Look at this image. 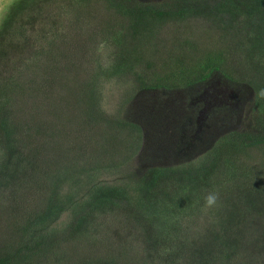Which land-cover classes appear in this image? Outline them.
I'll return each instance as SVG.
<instances>
[{"label": "trees", "instance_id": "1", "mask_svg": "<svg viewBox=\"0 0 264 264\" xmlns=\"http://www.w3.org/2000/svg\"><path fill=\"white\" fill-rule=\"evenodd\" d=\"M60 1L67 0H17L0 26V264H264V223L247 216L255 207L264 211V183L246 189L237 178L245 167L227 158L231 150L264 144V73L246 75L239 67L254 54L250 41L238 53L217 50L244 77L237 81L252 86L250 124L189 162L134 169L140 145H132L141 141V128L104 110L99 85L115 78L133 82L134 92L150 88L138 69L154 67L147 46L164 25L202 19L228 31L251 30L264 25V0H106L128 19L109 62L74 52L88 49L77 35L63 40L71 55L55 67L41 55V40L48 39L41 21L44 8ZM257 55L264 67V54ZM207 62L193 69L190 84L218 71L236 80ZM224 186L227 194L237 187L245 203L228 197L207 207L205 196ZM32 192L39 193L35 204H18L32 201ZM65 212L69 219L57 228Z\"/></svg>", "mask_w": 264, "mask_h": 264}, {"label": "rangeland", "instance_id": "2", "mask_svg": "<svg viewBox=\"0 0 264 264\" xmlns=\"http://www.w3.org/2000/svg\"><path fill=\"white\" fill-rule=\"evenodd\" d=\"M16 1L0 0V26L7 10ZM47 10V18L41 21V25L46 27L48 39L41 40V55L49 62H54L55 67L63 66L66 58L71 55L70 50L63 46V40L72 43L74 39H78L77 35L86 41L88 49L83 51L80 47L74 52L86 53L89 58L93 57V60L99 59V63L109 62L115 42L128 24V19L110 9L106 0L60 1L44 8V11ZM92 35H95L94 41L88 40ZM13 40L18 43L17 38ZM249 41L255 56L264 54L263 24L256 22L251 30L250 25H245L228 31L202 19L169 22L158 30L147 46V58L152 59L154 67L142 63L138 69L145 85H150V88L134 92L133 82L115 78L100 79L104 110L141 128V141L132 145L138 142L140 145L132 162L134 169L143 171L152 164L174 165L195 160L207 152L226 132L242 129L250 124V103L254 94L252 86L249 82L237 81L244 80V77L217 56L220 47L231 48L233 52L238 53V49L242 47L241 43L245 42L247 46ZM52 42L55 48L50 50ZM175 54L185 58L178 61ZM254 54L250 56V60L245 57L240 62L239 67L246 75H250V71L255 74L257 70L264 73V67L254 60ZM207 58L211 60L207 62ZM202 62H217L223 65L227 73L236 80H230L218 71L204 83L190 84L195 67ZM91 64L93 66V63ZM132 146L130 148H134ZM127 149L128 147L126 151L129 152ZM227 158L229 164L241 162L245 167L246 173H243L242 177H235L245 180L248 185L246 189L250 188V182L264 183V144L238 152L231 150ZM238 172L239 170L236 173ZM230 176L232 175L228 174V177ZM102 178H107L109 182L115 180L107 175ZM217 179L219 174L215 176L214 182H218ZM228 183L232 186L238 182ZM227 186L222 187L221 192L215 191L219 194L218 201H224L228 197L238 200L240 197V202L244 204L245 195L238 194L237 187L233 189V194H227ZM38 195L39 193L32 192L28 195L35 197L29 199L32 201L25 199L29 202L26 203L23 199L24 202L18 204H35L39 199ZM69 216V212L63 213L55 224L56 227H62ZM247 216L252 222L264 223V211L258 210L257 207L248 212ZM250 229H255V226L250 224Z\"/></svg>", "mask_w": 264, "mask_h": 264}, {"label": "clouds", "instance_id": "3", "mask_svg": "<svg viewBox=\"0 0 264 264\" xmlns=\"http://www.w3.org/2000/svg\"><path fill=\"white\" fill-rule=\"evenodd\" d=\"M262 95H264V93H262ZM204 200H205V205H206L207 207H212V206H214V205L217 203V201H218V193H216V192H210V193H208V194L205 196Z\"/></svg>", "mask_w": 264, "mask_h": 264}]
</instances>
